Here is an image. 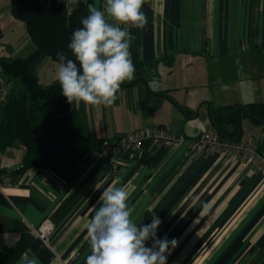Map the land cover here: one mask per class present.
Wrapping results in <instances>:
<instances>
[{
	"label": "crops",
	"instance_id": "0c3cea01",
	"mask_svg": "<svg viewBox=\"0 0 264 264\" xmlns=\"http://www.w3.org/2000/svg\"><path fill=\"white\" fill-rule=\"evenodd\" d=\"M142 11L146 26H129L135 78L121 85L111 106L75 102L76 159L54 169L16 172L24 145L0 149V264H29L33 257L38 264H85L91 252L86 225L110 186L128 193L134 220L150 224L154 213L161 220L157 236L178 241L167 264H264V171L231 155L197 153L185 142H169L137 157L124 149L121 171L113 176L97 146L101 139L114 141L159 125L187 139L213 129L211 107L235 104L217 97L238 96L237 88L219 90L223 78L238 79L237 60L251 63L245 74L250 98L236 104L259 102L253 91L264 84V0H144ZM215 58L222 59L218 67L202 70ZM203 71L217 74L199 83ZM0 77L19 89L3 68ZM151 80L159 91L149 89ZM241 122V140L261 143L264 124L248 116ZM227 129L233 132L234 125ZM47 217L56 224L51 246L34 230Z\"/></svg>",
	"mask_w": 264,
	"mask_h": 264
},
{
	"label": "clouds",
	"instance_id": "9594fccd",
	"mask_svg": "<svg viewBox=\"0 0 264 264\" xmlns=\"http://www.w3.org/2000/svg\"><path fill=\"white\" fill-rule=\"evenodd\" d=\"M143 3L104 0L100 7L87 6L88 15L74 29L67 46L71 57L63 51L56 53L57 80L69 103L111 106L119 98L121 85L135 78L130 52L135 37L129 26H146ZM148 87L153 92L160 89L156 80L149 81ZM127 201L123 187L110 186L102 192L86 225L91 252L85 264H167L178 241L157 236L161 220L154 213L150 224L134 220ZM29 264H38L37 258Z\"/></svg>",
	"mask_w": 264,
	"mask_h": 264
},
{
	"label": "trees",
	"instance_id": "16d2710c",
	"mask_svg": "<svg viewBox=\"0 0 264 264\" xmlns=\"http://www.w3.org/2000/svg\"><path fill=\"white\" fill-rule=\"evenodd\" d=\"M94 2L11 0L12 14L25 23L37 48L24 60L18 59L12 63L1 60L6 77L19 84V89L11 87L8 96L0 102V149H7L16 142L23 144L26 149L16 172L36 168L54 169L78 157L75 156L76 148L71 134L75 102L69 103L62 95L58 80L48 85L40 84L34 66L30 68V64L43 54L56 60L58 51L71 57L67 46L72 33L82 26L80 21L88 15L87 6ZM210 114L214 129L221 137L235 140L239 135V118L248 116L264 124V101L211 107ZM229 124L234 125L233 132L227 129ZM105 140L109 139L97 142L99 149ZM257 148L264 155V139L257 144ZM146 150L147 147L143 155Z\"/></svg>",
	"mask_w": 264,
	"mask_h": 264
},
{
	"label": "built area",
	"instance_id": "2783aa9c",
	"mask_svg": "<svg viewBox=\"0 0 264 264\" xmlns=\"http://www.w3.org/2000/svg\"><path fill=\"white\" fill-rule=\"evenodd\" d=\"M10 90V81L5 77H0V102L8 96ZM169 142H185L197 153L209 152L231 155L237 161L245 162L264 171V155L258 151L253 137L244 140H230L221 137L220 133L214 128L202 132L196 138L189 139L178 136L164 126L140 128L114 141H103L99 153L107 157L109 161V173L116 176L121 171L122 151L124 149L130 150L132 157H137L143 154L146 147L150 149L151 145ZM34 230L44 245L51 246L56 231V224L53 219L50 217L45 218ZM30 258L31 256L27 255V259Z\"/></svg>",
	"mask_w": 264,
	"mask_h": 264
},
{
	"label": "rangeland",
	"instance_id": "374dc122",
	"mask_svg": "<svg viewBox=\"0 0 264 264\" xmlns=\"http://www.w3.org/2000/svg\"><path fill=\"white\" fill-rule=\"evenodd\" d=\"M22 23L20 20L14 17L11 11V0H0V68H3V64L1 60H14L16 58H27L31 54H33L37 48L35 47V43L32 41L31 37L27 34L26 30L24 31V28L21 26ZM32 47L34 48L32 50ZM20 55H23L25 57H21ZM175 59L183 60L186 59L184 56H176ZM222 59H213L211 61H206L202 65V70L204 69H210V66L218 67L216 63H219ZM239 65L238 70V79L236 82H228L226 79L223 78V81H221V89L228 90L237 88L238 96L229 97L228 95L222 93L219 97V100H224L225 102H233V103H239L243 100L248 101L246 97L247 90L245 89L246 85V78L245 74L248 71V64L251 63L250 60L247 62V65L244 64L245 60H237L235 61ZM250 69V68H249ZM247 70V71H246ZM34 72L37 76V79L40 84L46 85V83H52L53 81L57 80V61L52 59L50 56H47L46 58H43L39 61H37L34 64ZM206 77L200 78L199 83L205 82L208 83L206 78H210L213 75L217 74L216 71L206 72L203 71ZM218 80V78H217ZM234 80V79H232ZM210 86V85H209ZM253 91L255 96V100L264 101V84L262 87L258 88ZM259 94V95H258ZM227 96L228 99H226ZM260 96V97H258ZM228 100V101H226ZM231 101V102H230ZM242 104V103H241ZM242 123V122H241Z\"/></svg>",
	"mask_w": 264,
	"mask_h": 264
},
{
	"label": "water",
	"instance_id": "95a60500",
	"mask_svg": "<svg viewBox=\"0 0 264 264\" xmlns=\"http://www.w3.org/2000/svg\"><path fill=\"white\" fill-rule=\"evenodd\" d=\"M46 56V54H43L41 56V59L44 58ZM20 59H23V58H20ZM26 59V58H25ZM24 60V59H23ZM16 61V59L14 60ZM14 61H11L10 63L14 62ZM36 60H34L31 64H30V68L33 67L34 63H35ZM39 82V81H38ZM147 96H149V89L147 90ZM168 99H170L169 96H166ZM211 123L212 125L214 126L215 124L213 123V121L211 120ZM239 127H240V131H239V135L238 137L235 139V140H240L241 139V136H242V123H241V119L239 118Z\"/></svg>",
	"mask_w": 264,
	"mask_h": 264
}]
</instances>
